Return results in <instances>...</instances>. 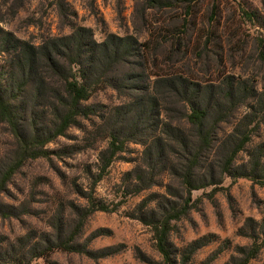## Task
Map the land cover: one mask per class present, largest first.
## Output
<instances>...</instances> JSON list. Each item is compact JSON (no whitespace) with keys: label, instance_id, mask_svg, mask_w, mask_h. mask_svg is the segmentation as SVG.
<instances>
[{"label":"rangeland","instance_id":"1","mask_svg":"<svg viewBox=\"0 0 264 264\" xmlns=\"http://www.w3.org/2000/svg\"><path fill=\"white\" fill-rule=\"evenodd\" d=\"M151 3V0H0V51L3 32L38 45L79 28L89 29L90 38L96 42L112 34L132 36L147 45L146 52L140 51L141 57H129L109 73L118 80V87L114 83V87L93 94L89 103L97 106L95 115L81 118L79 125L70 127L64 136L45 146L48 156L27 160L8 181L0 194V203L13 206L17 216H0V264L2 258L12 257L21 248L24 251L25 244L52 237L60 224L64 231L72 229L76 219L74 207L88 206L78 196L77 188L89 192L92 179L87 171L96 174L99 152L106 147L105 130L121 117L112 108L130 102L136 94L133 88L150 80L149 73L163 68V62L173 64L180 72L190 70L191 79L200 84L221 83L226 76H232L236 81L251 84L259 93L264 91V60L260 58V51L264 50V0H186L181 5L178 3L179 8L152 7ZM188 5L189 14L184 8ZM212 10L214 19L210 18ZM184 18L188 25L181 40L189 51L186 57L170 53L169 45L162 53L160 48L154 49ZM8 59L7 53H0V71ZM138 62L145 66L142 77ZM121 81L125 82L124 86L120 85ZM163 104L161 118L184 126L176 107ZM245 111L241 107L227 123L219 126L214 148L202 163L203 170L220 158L217 146ZM152 124L151 121L146 135L141 137L144 142H150L155 134ZM261 142H264V127L245 150ZM13 148L8 128L0 123L1 164L6 163ZM142 150L140 143L127 142L95 186L93 195L97 202L109 208L120 202L121 205L114 212L95 211L88 216L77 241L89 253L55 251L30 264H146L136 254H143L154 264H163L151 228L130 217L143 198L151 193L164 194L162 185L137 195L124 194L127 186L124 174L139 165ZM246 151L237 156L238 164L247 160ZM214 169V177L219 178L218 167ZM221 178L222 183L215 191L213 186L193 191L195 207L185 218L172 223L170 240L177 250L203 235L215 236L213 243L195 253L192 264H200L213 252H217V257L212 264H224L231 257H239L236 246L250 245L245 234L264 219L263 188L245 178L232 179L226 175ZM159 180L177 186L166 176ZM248 219L251 221L246 227ZM107 247L115 248V254L101 258L90 254ZM248 264H264V248Z\"/></svg>","mask_w":264,"mask_h":264},{"label":"trees","instance_id":"2","mask_svg":"<svg viewBox=\"0 0 264 264\" xmlns=\"http://www.w3.org/2000/svg\"><path fill=\"white\" fill-rule=\"evenodd\" d=\"M151 1L152 7L161 8H179L178 3L186 2ZM184 8L189 14L191 6ZM214 12L211 11L212 19ZM187 25L184 18L181 25L175 26L172 34L163 37L154 49L160 48L162 53L169 45L170 53H181L186 57L189 51L181 35ZM3 34L0 53H7L9 59L0 71V123L8 128L14 148L6 163H0V194L27 160L48 156L47 144L64 136L70 127L79 125L81 118L96 114L97 106L89 101L96 92L117 84L118 80L109 76L115 66L129 57H141L142 50L147 51L146 43L138 42L132 36L110 34L96 42L86 28L38 45L17 39L8 32ZM260 58L264 60V50L260 51ZM163 63L159 72L149 73L150 80L133 88L136 94L130 102L112 108L113 113L121 117L105 130L106 147L99 152L96 174L87 171L92 179L89 192L77 188L78 196L88 206L74 207L76 219L72 229L64 231L60 224L52 237L25 244L24 251L21 248L12 257L2 258L3 264H30L55 251L89 253L77 238L91 213L114 212L121 205L120 202L109 208L97 202L93 194L95 186L127 142L140 143L143 150L139 165L124 174L127 185L124 194L137 195L160 185L165 192L149 194L130 214L131 218L151 228L155 249L163 264H192L195 253L214 242L213 234L203 235L177 250L170 240L172 223L185 218L196 205L192 199L193 191L209 186L215 187V191L222 183V175L249 179L264 189V142L245 150L264 127V91L259 93L251 84L236 81L232 76H226L221 83L200 84L191 79L190 70L180 72L173 64ZM137 65L141 69V75L137 76L142 77L145 66L140 62ZM121 82L124 86L125 82ZM163 103L176 107L184 126L161 118ZM241 107L246 111L235 119L231 130L217 146L220 158L203 170L202 163L214 148L219 126L227 123ZM151 121L155 134L150 142H144L141 137L146 135ZM244 151L247 160L238 164L237 156ZM215 166L219 178L214 177ZM163 176L176 182L177 186L162 184L159 178ZM16 211L13 206L0 203V216L16 217ZM249 221H246V227ZM245 235L251 241L250 245L236 246L239 257H231L224 264H248L259 254L264 248V219ZM115 251V248L107 247L90 254L101 258L114 255ZM216 257L217 252H213L200 264H212ZM136 258L146 264L156 263L143 254H136Z\"/></svg>","mask_w":264,"mask_h":264}]
</instances>
